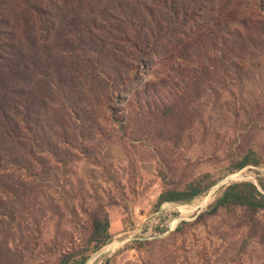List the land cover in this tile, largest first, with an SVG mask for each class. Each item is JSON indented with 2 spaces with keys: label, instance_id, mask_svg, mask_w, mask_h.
<instances>
[{
  "label": "rangeland",
  "instance_id": "rangeland-1",
  "mask_svg": "<svg viewBox=\"0 0 264 264\" xmlns=\"http://www.w3.org/2000/svg\"><path fill=\"white\" fill-rule=\"evenodd\" d=\"M61 261L264 264V0H0V264Z\"/></svg>",
  "mask_w": 264,
  "mask_h": 264
},
{
  "label": "trees",
  "instance_id": "trees-1",
  "mask_svg": "<svg viewBox=\"0 0 264 264\" xmlns=\"http://www.w3.org/2000/svg\"><path fill=\"white\" fill-rule=\"evenodd\" d=\"M230 196L231 195L228 192L223 194L222 198L219 199V201H218L219 205L224 204L226 201H228ZM161 197H162V200L164 199V201H166V200L184 199V198H187V197L189 198V197H191V194L189 195V194H186V193H164V194L161 195ZM235 199L237 200V202H241L236 197H235ZM97 228H98V230L100 229V231L102 229H104V228H102L101 223L97 224ZM58 264H67V262L66 261H61Z\"/></svg>",
  "mask_w": 264,
  "mask_h": 264
}]
</instances>
